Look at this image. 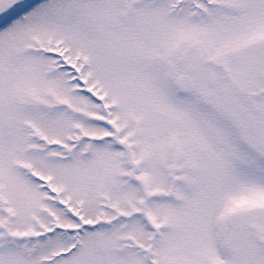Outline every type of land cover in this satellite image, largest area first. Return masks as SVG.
<instances>
[{
    "label": "snow or ice",
    "instance_id": "obj_1",
    "mask_svg": "<svg viewBox=\"0 0 264 264\" xmlns=\"http://www.w3.org/2000/svg\"><path fill=\"white\" fill-rule=\"evenodd\" d=\"M0 264H264V0H0Z\"/></svg>",
    "mask_w": 264,
    "mask_h": 264
}]
</instances>
